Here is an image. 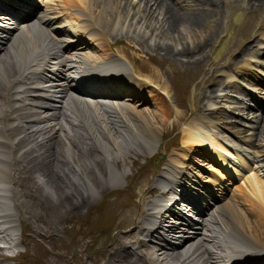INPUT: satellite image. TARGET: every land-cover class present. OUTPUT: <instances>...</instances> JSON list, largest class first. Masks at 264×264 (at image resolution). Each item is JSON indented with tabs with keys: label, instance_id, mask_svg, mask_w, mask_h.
Here are the masks:
<instances>
[{
	"label": "bare ground",
	"instance_id": "obj_1",
	"mask_svg": "<svg viewBox=\"0 0 264 264\" xmlns=\"http://www.w3.org/2000/svg\"><path fill=\"white\" fill-rule=\"evenodd\" d=\"M51 1L59 0H45V7L41 9L39 17L28 25V32H32L35 36L33 41L19 28H14L13 32L11 29H1L0 26V32L4 35L0 37V66L3 63L8 65L5 64L3 69L0 67V251L10 252L19 244L16 231L20 219L12 201L14 199L12 197L20 192L17 190L19 181L14 182L13 178L17 174L24 175L20 181L32 178L33 173L37 174L32 180H35L37 187L41 186L46 191L56 192L60 185L70 190H84L81 194L83 196L96 191V185L82 175L88 170L97 174V169L104 161L110 162L113 159L112 152L120 151V145L113 135L109 137L107 130L99 124L100 118L104 117L103 122L115 128L126 147L132 149L141 142L153 150L163 145L164 153L168 152L164 137L168 132L169 120L174 115L170 101L162 110L156 111L157 113L139 112L134 105L137 101H139L138 106L148 103L147 93L144 91L153 88V82L135 76L118 58V54L114 56L111 53L112 44L109 43L107 30L114 32L118 25L125 24V18L120 17L117 22L113 19L107 22L103 11L96 14L92 12L98 1L103 3L108 12L118 9L119 2H124L129 15L140 23L146 21V15H141L140 6L135 5L132 0H116L114 3L113 0H63L69 11L74 12L80 19L74 16L73 19L78 20L77 24L69 21L66 25L56 26L55 33H67L71 36L66 38L63 34L61 40H56L51 31L53 25L57 20L66 17L68 12L62 10L63 6L58 7L59 5L52 4ZM196 1L200 6L203 4V7H214L217 16L222 12L223 0ZM229 1L226 0L224 4H228ZM150 2L156 7L157 4L165 1ZM16 4H20L19 0H11V2L0 0V10L6 11L4 13L12 11L9 12L11 15L21 17V11L16 10ZM81 5L83 7H80ZM157 9L166 19L165 27L168 34L177 32L181 27L197 31L203 27L212 30L210 23L205 21L207 16H212L210 11L203 12L200 7L194 12L191 11L193 14L171 12L169 8ZM108 25L110 28L103 31L102 28ZM17 31H21L18 37L15 35ZM252 33L253 30L250 35ZM259 36L262 38L261 42H264L262 29L259 30ZM227 41L228 38L221 40L219 49L214 52L216 58L221 56L222 47ZM79 42H83L84 45L80 49H74L72 44ZM211 43L209 41L202 45L209 46L208 44ZM162 47L164 53L169 51L164 47V43L160 45V48ZM92 48L100 49L102 55L91 56L82 53ZM189 51L190 49L187 48L185 52ZM172 53L169 51V54ZM199 55H202L201 52ZM252 59H256L255 56H252ZM190 60H193V57ZM253 64L254 61H250L249 65L246 62L245 67L249 66L253 70L251 68ZM221 65L217 64V66ZM63 68L76 75L80 74L78 85L84 88L95 82L92 80L110 81V89L106 94L101 92L105 96H102L98 102L105 115L92 112V109L89 110L86 105L72 96V92L78 91H75V87L71 84L73 80L70 81L63 76L64 73L61 72ZM244 68H237L235 71L243 73ZM213 78L214 76H210L208 81ZM159 83L160 81L157 82ZM161 87L167 95H170L171 90L166 83ZM112 89L119 92H114ZM213 93L211 90L210 94L205 96V100H211ZM111 94L125 97L119 100L121 102L112 101L110 97L114 96ZM257 109H263L262 105L258 104ZM74 115L77 117L76 120ZM246 116L248 117L247 113ZM221 123V119L215 120L205 115L191 114L189 117L185 111L175 112V120L171 128L175 130L182 124L186 125L181 134L182 145H176L177 142L172 144L177 150H171L164 171L152 182L154 187L145 194L140 193V211L123 221L122 228L126 229L125 231L130 230L133 241L124 243V238L119 239L107 259L102 258L103 264H226V261L230 264H241L245 259L248 261L252 259L254 264L264 263V245L261 241L264 236V142L254 141V136L243 137L242 135L247 132L245 129L232 136L228 133L229 129L222 128ZM59 132H63L64 138L71 143L82 138L83 144L89 149L88 157L93 159L87 161L88 164L83 163L81 155L70 154L73 149L69 151L60 148L57 141L61 139L62 142L63 139L62 136L60 138ZM103 135L105 141L101 140ZM85 140L91 141L92 146L88 142L85 143ZM106 140H111L114 144H108ZM80 145L79 147H82ZM194 152L207 160L211 159L221 164L223 173L219 168L214 169L216 170L214 173H220V176L228 175L229 181L232 180V176H240L241 169L250 170L249 175H242L244 182L240 189L247 195L241 199L251 203L250 215L255 220L241 217L238 212L233 213L232 210L221 205L207 214V222L196 236L186 239L189 231L185 230L186 240L181 242V246H174L176 241L171 240L173 239L171 234L181 230L178 226L183 225L185 221L191 223L190 218H183L184 212L176 213L177 195H173L174 190L182 182H191L202 193L201 188L193 181L194 172L189 164ZM222 155L234 156L235 163L229 164L227 158ZM249 161L254 164H250ZM58 172L64 174V178ZM121 177L119 175L118 183ZM222 178L225 179L223 176ZM207 184H213V188L220 186L219 193L222 196L228 190L226 185H222L219 181L207 179ZM235 188L238 191V187ZM156 191L163 192L150 200L149 196H153ZM215 200L218 201V197ZM233 202L237 203L236 199ZM183 209L186 211L185 206Z\"/></svg>",
	"mask_w": 264,
	"mask_h": 264
},
{
	"label": "rangeland",
	"instance_id": "obj_2",
	"mask_svg": "<svg viewBox=\"0 0 264 264\" xmlns=\"http://www.w3.org/2000/svg\"><path fill=\"white\" fill-rule=\"evenodd\" d=\"M115 1L116 0H113V3ZM132 1L135 5L140 6L142 11L141 15H146V21L139 23V20L133 19V16L129 15L125 3H120L119 1V8L116 10L114 9L112 12H108L103 3L98 1L92 12L96 14L103 11L104 18L107 22H110L112 19L117 22L120 17L125 18V24L123 26L121 24L118 25V28L114 32L111 33V30H107L110 28L109 25L104 26L102 30L108 31V40L109 43L112 44L111 53L114 56L118 54L135 76L153 82V88L147 90L146 94L148 103L141 105V107L137 106L138 111L157 113L156 111L162 110L164 105L170 101L171 108L174 110V115L172 119L169 120L168 132L164 137V142L167 143L169 151L170 148L173 147L172 144L174 142H177L176 145H182L181 127H184V129L186 128L185 124H182L175 130L171 128L175 120V112L185 111L190 117L191 114H198L194 112L197 109L208 110L211 103L205 100V96H208L211 90L214 92L215 96L221 89L228 86L231 81L237 82L241 77L245 78L244 74L241 75V73L235 71V73H233V77L235 78H231L230 80V75L228 76L227 70L222 66H217V64H219L228 53H230L229 57L232 58L238 54V52L243 53L245 51L247 47L246 42L251 40V31L254 30L256 24L258 27V24L264 21V0H230L226 5L224 4L226 0H223L221 4L223 8L219 16H217L216 11L213 9L214 7H203L204 5L202 3H200L202 4V6H200L196 0H163L166 3H159L156 7L153 6V2H150L151 0ZM51 2L52 4L59 5L58 7L62 8L63 6L62 10H67L68 12L67 16L69 18L67 16L63 17L62 21L58 22L60 25L62 23L66 25L69 21L77 24L78 20L76 21L75 18H78L72 14L74 12L69 11V8L66 7L63 0ZM43 6L45 7V3L42 4V8ZM80 7L83 6L81 5ZM198 7H200L203 12L210 11L212 16H207L205 21L210 23L212 30L203 27L197 31L181 27L177 32L168 34L169 32H167V28L165 27L166 19L162 12L157 9L162 8L166 10L169 8L171 12L192 13L196 11ZM74 16L75 18L73 19ZM26 26L27 25L24 26L23 24L20 25L21 31L27 34L29 39L33 41L35 36L32 32H28ZM57 26L59 25L57 24ZM19 33L20 32H16L15 35L18 37ZM0 34V37L4 36L1 32ZM225 38H228L227 44L222 47L221 56L216 58L214 52L219 49L221 40H225ZM18 39L20 42V38ZM209 41L212 42L208 44L209 46L202 45V43L205 44ZM259 42L261 41L258 40L255 44ZM162 43H164V47H167L170 53L173 52L172 55L169 54V51L164 53L163 47L160 48ZM187 48L190 49L189 52H185ZM252 48H254V46H252ZM197 49L205 50L198 51ZM200 52L202 55H199ZM82 53H88L87 55L90 54L91 56H101L103 52L98 48H92V50H85V52ZM254 53V51H250L248 48V51H245L244 57L239 63L245 64V58L249 55L256 57ZM191 57H193V60H190ZM201 62L203 63L200 64ZM230 62L231 60L229 59L228 63ZM5 64L3 63L0 67L3 69ZM6 66L8 65L6 64ZM251 68L255 70V72L258 70L255 64H253ZM157 73L161 77L156 75ZM210 76H214V78L208 81ZM245 80L248 81L247 78H245ZM158 81H160L159 84H157ZM164 82L171 90L170 97L161 87V85L165 84ZM232 87H234V89L226 91L223 104L233 103V105L236 106L234 95L237 92L241 93L239 89L244 90V88L239 86L238 83L234 84ZM149 91H151L152 96L149 94ZM158 91L161 92L159 93ZM244 91H248L247 86ZM254 103L256 104L255 108H257L258 104L263 106L260 101ZM85 105L89 110L92 109V112L105 115L102 108L97 106V102L94 100L88 103L86 102ZM247 111L248 109L246 113ZM220 113L231 114L223 110H221ZM263 117L264 116L260 117L258 121ZM74 119H77L75 115ZM103 120L104 117L100 118L101 123L99 124L107 130L109 137L113 135V138L118 142V145H120V151H113V159L110 162L104 161L97 169V174L88 170L82 175L83 178L92 181L96 185V191L83 196L81 194H83L84 190H70L64 185L58 186V191L56 192L54 190L46 191L41 186L37 187L35 180H32L37 177L35 173L31 174L32 178L23 179V181H20L21 178H24L23 174H17V176L13 177L14 182L19 181L17 190L20 191L18 192L19 196L14 195L12 197L11 195V197L14 198L12 201L15 204L13 208L18 211L17 214L20 219L16 231L19 244L15 250L10 252L7 250L0 251V264H103V257L107 259L112 249L117 246L119 239L124 238V243L133 241V238L130 237V230L125 231L126 229L122 228V223L125 218H128L130 215H135L140 211V193L145 194L146 191L151 189L150 187L153 185L152 182L154 177L157 173H161L163 169L162 166L165 160L167 162L169 155L165 157L163 151H161L162 153L159 155L157 154L159 146L161 145H159L156 150L150 149L145 143L141 142L135 148L131 149L126 147L115 128L113 126L110 127V125L107 122L104 123ZM63 123L65 122L63 121ZM263 123L264 119L261 122L260 128L256 130L254 134L255 141L259 140V142H264ZM221 125L223 129H229V126L225 123L222 122ZM258 126L259 124L257 127ZM160 127L161 126H159V128ZM99 128L100 126L98 125V129ZM246 131H248V129ZM59 133L60 138L62 136L63 139L62 142L61 139L57 141L60 148H65L69 151L73 149L70 151V154L81 155L83 157L82 160H84L82 161L83 163L88 164V162L93 159L88 157L89 149L83 144L82 138H80V141L73 140L74 142L71 143L64 138L65 134L63 132ZM247 133L248 132L242 136L246 138L250 137ZM104 139L105 136L103 135L101 140L105 141ZM86 142L92 146L91 141L85 140V143ZM107 142L108 144H114L111 140H106V143ZM80 144L83 148L79 147ZM90 145L89 147H91ZM80 149H82V151ZM176 150V148L172 149V151ZM77 152H79V154ZM152 156H154L152 161L148 160ZM191 158L192 161L190 160L189 162L191 170L196 168L199 169L200 166H208L213 174L220 176V173H214V171H216L214 169L218 167L212 162L207 163V159L203 156L192 154ZM196 161H198L199 164H194ZM221 167L220 165L219 169L223 172ZM58 174L62 175V177L64 175L59 172ZM195 174H197V172H194L193 175L196 176ZM119 175L122 177L118 183ZM221 175L225 177L223 174ZM197 176L200 177L201 174ZM137 177L140 178L137 179ZM229 182L232 183V180ZM243 182L244 180H241L237 183L238 191H236L235 195H232L235 187H237L235 184L236 186L233 187L230 193L232 195L231 198H233L230 200L226 199L223 202V206L232 210L233 213L238 212L241 217L245 216L250 220H255L253 216L250 215V209L252 208L250 206L251 203L241 199L246 195L243 193V190L240 189L242 188ZM59 187L61 189H59ZM40 188L43 189L41 190ZM108 193L109 195H113L116 200H111L105 207L103 197L105 199ZM152 197L153 196H149L150 200L155 198ZM234 199H236L237 203L233 202ZM14 200H18L17 202L20 204L17 205L18 203ZM122 231L124 233H121ZM171 240L175 241L174 238ZM261 241L264 245V236ZM9 255L13 256V258H9ZM96 261L97 263H95Z\"/></svg>",
	"mask_w": 264,
	"mask_h": 264
}]
</instances>
